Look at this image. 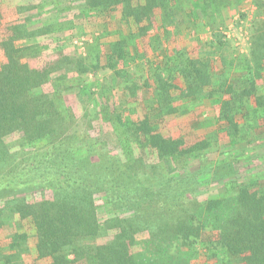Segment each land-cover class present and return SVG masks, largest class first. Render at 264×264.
I'll return each instance as SVG.
<instances>
[{"label": "trees", "instance_id": "1", "mask_svg": "<svg viewBox=\"0 0 264 264\" xmlns=\"http://www.w3.org/2000/svg\"><path fill=\"white\" fill-rule=\"evenodd\" d=\"M238 2L38 0L18 7L16 2H0V236L6 235V243L0 241V264H191L203 254L217 264H264V173L248 171L250 182L232 180L218 197L200 200L195 194L203 179L197 173L172 176L161 165L165 159L178 165L208 159L212 140L200 137L189 143L183 135L182 125L196 119L193 101L211 99L220 106L218 115L198 125L214 126L218 137H228L232 147L224 154L230 157L245 150L238 143L245 142L248 149L249 136L264 132V94L257 82L264 69V0H256L241 86L231 81V73L240 68L235 59L221 55L222 71L214 73L216 52L207 47L224 46L215 33L219 29L208 41H200L199 31ZM46 3L68 17L109 15L134 22L136 29L129 24L130 33L112 42L108 52L98 47L86 56L70 57L60 46L50 48L49 34L66 29L63 24L70 25L71 18L39 27L29 22L31 16L10 20L12 9L16 14ZM186 33L200 44L198 55H191L183 44H166ZM140 38L148 40L154 55H164L144 61L141 54L151 80L132 83L125 70L135 56L128 46ZM24 39L29 44L20 45ZM204 53L208 57L203 58ZM103 55L116 69L125 98L136 100L127 108L129 117H124L127 110L110 111V105H103L101 114L92 118L112 120L122 154L106 149L104 141L94 142L89 130H73L77 115L66 101V90L71 89L61 86L71 58L73 71L84 74L92 71L93 57L98 63ZM46 83H52L51 92L43 89ZM142 87H154V114L140 110ZM132 112L139 114L137 120ZM123 133L130 135L121 138ZM261 144L264 148V138ZM134 145L155 153L159 171H141L145 159L135 154ZM232 160L222 168L234 171ZM217 172L211 167L204 175ZM36 190L42 192L37 197ZM123 208L131 214L99 216L101 210L109 214ZM207 230L211 234L203 241Z\"/></svg>", "mask_w": 264, "mask_h": 264}, {"label": "rangeland", "instance_id": "2", "mask_svg": "<svg viewBox=\"0 0 264 264\" xmlns=\"http://www.w3.org/2000/svg\"><path fill=\"white\" fill-rule=\"evenodd\" d=\"M2 0H0L1 2ZM10 2H16L17 7L19 5L27 6L34 5L38 3V0H5ZM7 9V8H5ZM14 9L11 10L10 20L15 19H24L28 16H31V20L29 22H33L34 27L42 26L46 23H51L55 19L59 21H64L68 17L66 14L58 12V9L50 3H46L41 5V7L36 6L33 10H29L25 12V10L21 13H13ZM257 14V5L256 0H240L237 4H234L227 9H224L223 13L220 17H218V21L211 26L203 27L202 30L199 31V35L201 38V42H206L212 37V31H215L222 41H224V46L220 48V50H215L213 47H207L209 51H215L214 53V65L215 70L214 73H219L222 71L221 64V55L225 56L226 59L230 61H237V64L240 65L239 71L236 73H231L232 82L243 84L245 81V75L247 70L244 69V56L248 57L250 55V35L253 21L256 18ZM71 18L70 25L63 24L64 30H61L58 33L49 34L50 39L52 40L50 43V48L56 50L59 48H64L66 53L70 56H86L88 52H92V49L103 48L104 51H109L110 45L112 42H115L121 38L123 35H128L130 33L129 26L133 30L136 29L134 22H125L120 21L118 19H113L109 15L104 16L103 14H94V15H85L76 13ZM130 24V25H129ZM62 25V26H63ZM135 40L133 39L131 44L128 46V50L131 56H135V58H130L137 64H133L134 62H130V66L126 68L125 72H127V78L132 81V83L136 81H145L151 80L148 76L149 69L144 64V62H140L141 54L144 55L146 61L147 59H156L161 60L163 55L156 54L154 55L152 50L149 48V43L146 38H140L137 40L135 45ZM30 40H20L19 44H29ZM166 44L169 46L174 45H185L188 47L191 55H198L200 51V44L193 38H190L189 34H181L178 36L172 37ZM46 57L50 56V52L47 53ZM136 53L138 55H136ZM104 54V53H103ZM70 56V57H71ZM51 57V56H50ZM203 58L208 57L207 54H203ZM76 59V58H75ZM243 60V61H242ZM71 62L67 63L70 65V70L68 71V78L61 80L62 87H68L71 90H66L67 102L69 105L73 106L76 111L75 123L72 128L80 129V130H89L91 134V138L94 139V142H106L105 148H110L112 152L122 154V148L120 144V137L118 136L116 129L114 128V123L105 118L103 120L100 118L97 121H94L92 118L96 114H101V107L103 105H110V111H125L128 106L136 102V100L128 101L121 89V79L116 76L114 68H110L108 66V61L106 56L103 55L100 58V61L97 63V59L93 57V61L87 60V63H91L92 71L86 72L84 74H78L73 71L71 67H74V63H72L73 59L71 58ZM94 64V65H92ZM96 65V66H95ZM95 66V67H94ZM224 69V68H223ZM229 67L226 70L229 71ZM262 74V79L257 80L258 82V90L259 93L264 94V69H260ZM148 72V73H147ZM63 70L58 74H62ZM57 73L53 74L55 77L58 76ZM148 76V77H147ZM71 82L73 84H71ZM123 83V80H122ZM178 85L184 86V82L180 79H177ZM66 85V86H65ZM71 85H74L73 88ZM47 92H51L53 90L52 83H46L43 88ZM153 89L154 87H142L139 90L140 93V106L142 112L146 111L154 114L151 111L152 107L155 105L153 99ZM180 92V89L175 90V93ZM81 93V96L77 98L76 94ZM188 103V102H187ZM192 108L194 109L196 119L189 120L188 123L182 125L183 135L185 136V140L189 143H192L199 139L200 137H207V139L213 141V147L206 154L208 159H203L201 162L198 160L189 161V164L178 165L175 164L172 159H165L162 161V168L166 170L168 175L181 177L184 174L189 173V171L193 174L197 173L198 179H203V183L200 184L199 189L196 191V196L200 200H205L212 197H218L221 193L225 192V183H229L232 180L239 181H248L250 182V178L247 174L248 171L255 173H264V148L261 144V139L264 138V132H253L251 136H249V140H252L251 144L247 145L248 149H246L245 142L238 143V147L241 149H245L236 153L237 156H231L224 154V151L230 149L232 144H230L228 137H218L216 132V128L212 127H203L198 124L206 121L210 118L219 114L220 106L213 104L211 99L203 100V101H193L191 103ZM254 106V103H251ZM116 108V109H114ZM88 110V113L85 111ZM125 114L124 117L128 116V110L123 112ZM89 114V115H88ZM88 115V116H87ZM132 118L138 119L139 114L132 112ZM154 117V116H152ZM241 116L237 117L240 118ZM155 118V117H154ZM126 120V119H125ZM243 121V119H240ZM96 123V124H95ZM95 124V126H94ZM114 124V125H113ZM120 128V127H119ZM115 129V130H114ZM116 131V132H115ZM121 138H125L130 134H119ZM259 138L256 139V136ZM244 147V148H243ZM134 152L137 156H142L145 159L146 167L141 169L143 173H153L157 172V167L159 165L160 160L156 157L155 153L150 150L149 147L140 148L137 145H134ZM108 150H105V152ZM233 159V160H232ZM235 165L234 171H229V169H223L222 167L226 164L231 163ZM208 161L217 162V165L213 166L212 163ZM151 163V164H150ZM211 167H214L218 170L217 173L211 174L209 177H205L204 173L208 172ZM219 173V174H218ZM204 175V176H203ZM209 175V174H208ZM34 196L40 195L42 193L39 190L33 192ZM97 202L102 205L103 199L101 194L97 196ZM99 216L101 219H105L109 216H128L131 214V211L128 209L116 210L111 213H107L106 211H100ZM2 231H0V234ZM210 231H206L203 235V241H205L210 236ZM6 235L0 236V241L6 243ZM29 257H26L28 259ZM31 258V257H30ZM198 261L201 264H217L216 259L207 258L204 254L191 264H198Z\"/></svg>", "mask_w": 264, "mask_h": 264}]
</instances>
